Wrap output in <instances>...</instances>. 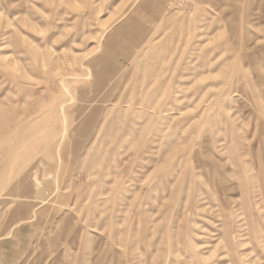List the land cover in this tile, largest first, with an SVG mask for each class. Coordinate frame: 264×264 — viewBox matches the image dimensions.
Here are the masks:
<instances>
[{"label": "rangeland", "instance_id": "1", "mask_svg": "<svg viewBox=\"0 0 264 264\" xmlns=\"http://www.w3.org/2000/svg\"><path fill=\"white\" fill-rule=\"evenodd\" d=\"M0 264H264V0H0Z\"/></svg>", "mask_w": 264, "mask_h": 264}]
</instances>
